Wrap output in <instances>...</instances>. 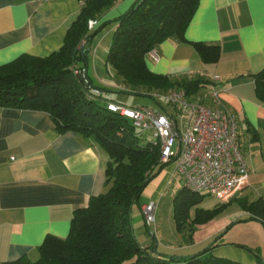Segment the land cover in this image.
<instances>
[{
    "label": "crops",
    "instance_id": "obj_1",
    "mask_svg": "<svg viewBox=\"0 0 264 264\" xmlns=\"http://www.w3.org/2000/svg\"><path fill=\"white\" fill-rule=\"evenodd\" d=\"M134 1L115 0L94 18L96 23L88 30L99 31L89 43L87 72L100 42L109 34L111 38L116 27V23L103 24L124 13ZM83 4L84 0H0V65L24 53L44 57L57 51ZM183 38L173 36L161 41L146 54L145 63L152 72L171 79L208 80L194 95L198 97L195 101L222 107L235 116L240 149L249 170L229 200L216 199L212 207H200L212 209L224 204L213 219L194 226L193 237L199 229L209 233L204 236H208L205 243L217 237V245L211 250L215 256L253 264L255 256L235 245L239 242L257 248L264 261V224L251 219L237 202L242 198H260L264 202V101L255 94L254 78L264 68V0H199ZM196 42L219 44V59L204 62L197 54ZM92 69L97 79L94 86L102 88H93L96 98L127 106L144 105L137 98L129 100L130 88L116 78L105 60L102 67L94 64ZM109 159L106 150L91 136L71 129L59 132L54 119L44 110L1 107L0 264H10L23 256L35 261L38 246L47 235L65 238L74 210L86 206L91 196L106 191ZM183 186L174 161L147 184L139 206L131 209L138 241L142 228H147L141 205L153 201L156 216L150 229L154 235L170 239L175 246L181 245L178 241L187 246L194 243L183 242L184 233L177 231L173 215V197ZM234 222L238 226L232 239H224ZM237 236L240 241L235 239ZM156 243L158 248L160 242Z\"/></svg>",
    "mask_w": 264,
    "mask_h": 264
},
{
    "label": "trees",
    "instance_id": "obj_2",
    "mask_svg": "<svg viewBox=\"0 0 264 264\" xmlns=\"http://www.w3.org/2000/svg\"><path fill=\"white\" fill-rule=\"evenodd\" d=\"M198 1L135 0L124 13L103 24L116 23L105 62L128 85L130 94L153 99L151 90L167 91L176 87L187 96H194L208 83L203 77L171 79L152 72L145 63L146 54L161 41L173 36L184 39L183 31ZM114 2L84 0L57 51L44 57L24 53L0 65V108L44 110L54 119L59 132L71 129L91 136L110 158L105 170L106 191L91 196L86 206L74 210L67 236L47 235L38 246L39 256L35 261L23 256L10 264H242L213 255L211 250L217 245V237L197 253L177 255L159 251L154 232L148 226L150 245L142 246L134 234L131 209L139 206L144 188L170 161L161 162L159 145L145 139L127 117L109 109L92 92L93 88H102L94 86L85 62L88 65L91 37L99 30L89 32L88 20ZM82 45L85 46L84 62ZM194 45L204 62L214 63L219 59V44L196 42ZM254 78L255 94L264 101V68ZM89 94L94 97L90 98ZM203 197L204 194L186 186L175 193L173 215L177 231L183 232L186 226L191 231L196 224L206 223L224 208V204L212 209L196 208L194 216H189V209ZM237 202L250 213L251 219L264 224L262 199L242 198ZM235 245L253 253V264H264L257 248Z\"/></svg>",
    "mask_w": 264,
    "mask_h": 264
},
{
    "label": "built area",
    "instance_id": "obj_3",
    "mask_svg": "<svg viewBox=\"0 0 264 264\" xmlns=\"http://www.w3.org/2000/svg\"><path fill=\"white\" fill-rule=\"evenodd\" d=\"M95 23L96 20L89 19L88 28L92 29ZM162 97L171 106V112L147 105L127 106L111 101L106 104L127 117L140 135L150 134L149 140L159 145L160 161H174L184 186L218 200H229L249 172L240 149L235 116L222 107L191 100L182 89L168 91ZM141 214L151 228L156 203H143Z\"/></svg>",
    "mask_w": 264,
    "mask_h": 264
},
{
    "label": "rangeland",
    "instance_id": "obj_4",
    "mask_svg": "<svg viewBox=\"0 0 264 264\" xmlns=\"http://www.w3.org/2000/svg\"><path fill=\"white\" fill-rule=\"evenodd\" d=\"M111 43V38H110V34L108 36H104L103 40L100 42L97 51L95 52V61L92 63H89V69H88V75L90 78H92V82L97 83V79L95 77V74H93V65L94 64H98L100 67H102L103 65V61L106 59V55L109 49ZM116 78H121L119 75L116 76ZM120 80V79H119ZM178 88H172L171 90H167V91H160V90H151V92H154L156 94H161V95H165L168 91H172V90H176ZM161 95H157L154 96V98L152 99L151 97L145 96V95H129L128 98L130 101H132L133 99L137 98L139 103H142L144 105L147 106H154V107H164L167 110H171V106L168 104V102L161 96ZM191 100H198V97L195 96H188ZM145 139H149L150 134L147 132L146 134H144ZM214 201H216V198L206 195L204 194L203 200L198 203L197 205L192 206L189 209V214L193 215V213L196 211V208H208V207H212V205H214ZM211 205V206H210ZM234 225L232 227H229L226 232H225V236H223L224 239H232L231 238V234L234 232V228H236L238 226V223L235 224V222L233 223ZM232 225V223L230 224ZM237 225V226H236ZM143 233L139 234V241L143 244L146 245H150L152 242V238L149 235L147 228L143 227L142 228ZM193 230H189L188 226H186V228L184 229L183 233H184V237H183V242H194L191 246H187L186 244L183 245L180 241H178V244L181 245H177L175 246L173 242L170 241V239L166 238V237H162L160 235H156V240L158 241V243L160 242V244H158V250L165 252V253H170V254H177V255H192L194 253H197L201 250H203L204 248H206L208 246V243H205L204 241L207 239V237L204 238V236L208 235L209 233H206L204 230L199 229V231L195 234V237H193ZM235 239H237V241H240V236L235 237ZM236 241V240H235ZM172 243V244H170ZM239 243V242H238ZM167 245V246H163V245ZM175 246V247H173ZM171 249H168L170 248Z\"/></svg>",
    "mask_w": 264,
    "mask_h": 264
},
{
    "label": "water",
    "instance_id": "obj_5",
    "mask_svg": "<svg viewBox=\"0 0 264 264\" xmlns=\"http://www.w3.org/2000/svg\"><path fill=\"white\" fill-rule=\"evenodd\" d=\"M84 50H85V46L82 45L81 48H80V52H81V59H82L83 62L85 61ZM85 64H86V69H87V63L85 62ZM86 69H85V71H86ZM178 144H180V137L178 139Z\"/></svg>",
    "mask_w": 264,
    "mask_h": 264
}]
</instances>
